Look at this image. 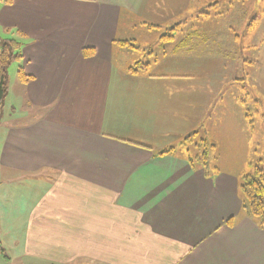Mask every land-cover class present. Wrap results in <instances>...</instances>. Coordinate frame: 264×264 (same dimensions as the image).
I'll return each instance as SVG.
<instances>
[{"label":"crops","instance_id":"crops-1","mask_svg":"<svg viewBox=\"0 0 264 264\" xmlns=\"http://www.w3.org/2000/svg\"><path fill=\"white\" fill-rule=\"evenodd\" d=\"M166 2L0 0L20 53L0 115V264H264L244 180L211 165L217 144L203 160L181 141L213 104L195 61L168 59L194 57L197 30L131 29L171 19Z\"/></svg>","mask_w":264,"mask_h":264},{"label":"rangeland","instance_id":"rangeland-1","mask_svg":"<svg viewBox=\"0 0 264 264\" xmlns=\"http://www.w3.org/2000/svg\"><path fill=\"white\" fill-rule=\"evenodd\" d=\"M167 1L166 15L173 17L157 22L160 28L158 25L147 29L138 23L131 29L166 33L167 30H197L196 55L192 57L191 50L186 54L192 58L186 59L180 54L169 55L168 59L182 65L195 61L197 96L209 95L211 88L206 83L209 79L213 82V104L196 128L197 134L194 135L193 130L191 136L181 141L190 143L199 157L207 146L217 144L218 151L213 150L211 154V165L234 170L245 181L246 176L252 177L256 170H264V0H189L188 5V0ZM169 3H174L175 7L170 8ZM183 19L188 22L181 23ZM177 22L181 27L173 30ZM257 23L262 32L258 29L251 33ZM180 36L184 37V33ZM141 57L145 59L143 54ZM177 70L183 72L180 66ZM12 98L13 93L5 98V112L16 106ZM210 130L215 134L211 135ZM177 150L184 152L183 147Z\"/></svg>","mask_w":264,"mask_h":264},{"label":"trees","instance_id":"trees-1","mask_svg":"<svg viewBox=\"0 0 264 264\" xmlns=\"http://www.w3.org/2000/svg\"><path fill=\"white\" fill-rule=\"evenodd\" d=\"M177 24V23H175ZM179 23L174 26L173 30L180 29ZM170 30H167L169 32ZM184 31V30H180ZM187 31V30H186ZM19 42L14 39L2 38L0 36V115L1 110L8 94V69L12 62L20 57ZM139 66L137 64L131 68L133 72H137ZM22 81H27L30 75L26 74L23 69H19ZM201 156L205 160V150L201 151ZM257 173L251 177L246 176L242 185L243 207L245 212L261 226H264V170H256Z\"/></svg>","mask_w":264,"mask_h":264},{"label":"bare ground","instance_id":"bare-ground-1","mask_svg":"<svg viewBox=\"0 0 264 264\" xmlns=\"http://www.w3.org/2000/svg\"><path fill=\"white\" fill-rule=\"evenodd\" d=\"M10 94V93H9ZM14 99V98H13ZM15 102V101H14ZM9 103V102H8ZM7 104V103H6ZM15 105V104H14Z\"/></svg>","mask_w":264,"mask_h":264}]
</instances>
